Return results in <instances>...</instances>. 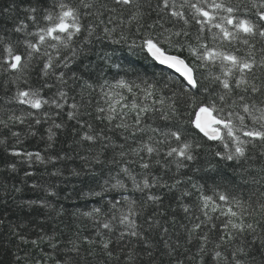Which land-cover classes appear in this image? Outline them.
<instances>
[{
    "label": "snow or ice",
    "instance_id": "obj_1",
    "mask_svg": "<svg viewBox=\"0 0 264 264\" xmlns=\"http://www.w3.org/2000/svg\"><path fill=\"white\" fill-rule=\"evenodd\" d=\"M0 16V188L43 194L13 196L42 217L35 239L0 218L37 252L15 264H264V0H11ZM105 41L176 77L108 80L113 52L85 63ZM68 178L103 203L69 212Z\"/></svg>",
    "mask_w": 264,
    "mask_h": 264
},
{
    "label": "trees",
    "instance_id": "obj_2",
    "mask_svg": "<svg viewBox=\"0 0 264 264\" xmlns=\"http://www.w3.org/2000/svg\"><path fill=\"white\" fill-rule=\"evenodd\" d=\"M11 3V0H0V9L7 7ZM0 22L10 23L4 21V18L0 16ZM104 51L113 52V62L116 64H120V69H107L105 72V78L108 80H113V78L119 79L121 76H125L127 71V79H134L135 75L138 74L141 77L147 79H157L162 80L168 75H172L174 78L176 74L168 70L167 68L161 67L156 62L151 61L150 59H145L142 55H133L130 53L128 47L126 45H111L109 42L105 41L103 43H98L95 47V52L89 55L88 60H85V63H88L89 60L95 65L100 64L101 67H106L103 65L102 61L99 60V56L103 54ZM92 78H96V73L92 74ZM2 94V93H0ZM65 139L61 137V140ZM24 147L30 151L42 150L43 145L38 140H33L29 138L25 141ZM80 161L77 159L76 164H79ZM51 170V168H49ZM230 172V169L228 170ZM43 169H40L36 172L35 179L40 180L43 182V179H47V177L42 178ZM215 175V174H211ZM23 177V172L21 171L19 175L15 178H11L7 181L8 188L11 189L13 184H18L19 180ZM194 179H198V177H194ZM220 177L216 176L217 182H220ZM32 180H29V184ZM59 183L60 187V196L61 199L59 203L63 204L69 212L75 210L76 208H80L82 210H89L92 207L99 206V204L103 203L97 197H88V196H81L80 191L86 193L89 189L90 182L85 181L81 182V179L78 178H68L67 180L60 182V181H53ZM203 182V181H201ZM5 183L4 178L0 175V185ZM209 184L212 183L211 180L208 181ZM211 194V193H209ZM43 195L41 192L32 191L30 188L25 187V190L20 194L9 193L5 194L2 188H0V218L5 219V224L8 223L12 224H19L24 223L28 225L24 230L23 233L25 235L30 236L31 238L35 239L37 233L40 229L37 227V224L41 221V216L39 215L38 211H30L29 209L25 208L23 210L18 209L16 206V200L13 199V196L16 199H37L39 196ZM65 195H70V199H63ZM110 196L106 195L104 200L109 199ZM7 201V203H5ZM67 222V218L65 220ZM43 227L48 229L49 231L54 227L53 222L47 221L44 223ZM60 228H63L64 225L60 224ZM70 235V233H68ZM25 249L31 252L33 255H36L37 252L33 250L30 246L21 245L15 237H12L10 234V229L7 227L0 228V264H15V258L13 253L17 252V248ZM23 255L21 251L19 253Z\"/></svg>",
    "mask_w": 264,
    "mask_h": 264
},
{
    "label": "water",
    "instance_id": "obj_3",
    "mask_svg": "<svg viewBox=\"0 0 264 264\" xmlns=\"http://www.w3.org/2000/svg\"><path fill=\"white\" fill-rule=\"evenodd\" d=\"M158 64V63H157ZM160 66H163V65H160ZM163 67H165V68H167L166 66H163ZM168 69V68H167ZM169 70H171V69H169ZM171 71H173V70H171ZM174 72V71H173Z\"/></svg>",
    "mask_w": 264,
    "mask_h": 264
},
{
    "label": "rangeland",
    "instance_id": "obj_4",
    "mask_svg": "<svg viewBox=\"0 0 264 264\" xmlns=\"http://www.w3.org/2000/svg\"><path fill=\"white\" fill-rule=\"evenodd\" d=\"M159 65V64H158ZM161 67H163V66H161ZM165 68V67H164Z\"/></svg>",
    "mask_w": 264,
    "mask_h": 264
}]
</instances>
